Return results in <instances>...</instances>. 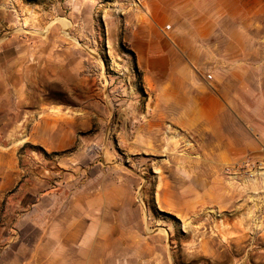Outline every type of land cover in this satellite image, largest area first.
<instances>
[{"label": "rangeland", "instance_id": "374dc122", "mask_svg": "<svg viewBox=\"0 0 264 264\" xmlns=\"http://www.w3.org/2000/svg\"><path fill=\"white\" fill-rule=\"evenodd\" d=\"M128 1L0 0V147L40 120L78 119L67 149L19 150L30 202L44 198L32 220L78 223V264H264V159L219 163L210 134L148 126L149 95L119 40ZM242 1L264 44V0Z\"/></svg>", "mask_w": 264, "mask_h": 264}, {"label": "crops", "instance_id": "0c3cea01", "mask_svg": "<svg viewBox=\"0 0 264 264\" xmlns=\"http://www.w3.org/2000/svg\"><path fill=\"white\" fill-rule=\"evenodd\" d=\"M246 7L242 0H147L125 9L119 35L149 95L148 126L171 123L195 135L210 134L219 163L264 159V44L250 33L254 18L240 16ZM55 120H40L30 132L22 130L23 142L0 147V264L79 262V224L47 230L36 224L33 216L46 215L44 198L30 202L37 193L23 183L17 167L19 150L31 139L49 151L73 145L69 134L78 119ZM12 132L17 133L15 125L8 135ZM82 252L89 255L88 249Z\"/></svg>", "mask_w": 264, "mask_h": 264}, {"label": "built area", "instance_id": "2783aa9c", "mask_svg": "<svg viewBox=\"0 0 264 264\" xmlns=\"http://www.w3.org/2000/svg\"><path fill=\"white\" fill-rule=\"evenodd\" d=\"M147 0H129L128 3L131 4L132 7H142V5L146 2ZM169 29V27H167Z\"/></svg>", "mask_w": 264, "mask_h": 264}, {"label": "bare ground", "instance_id": "6f19581e", "mask_svg": "<svg viewBox=\"0 0 264 264\" xmlns=\"http://www.w3.org/2000/svg\"><path fill=\"white\" fill-rule=\"evenodd\" d=\"M160 238V237H159Z\"/></svg>", "mask_w": 264, "mask_h": 264}]
</instances>
